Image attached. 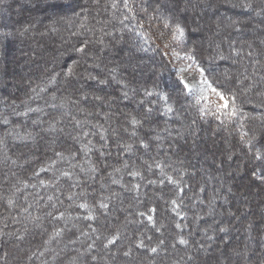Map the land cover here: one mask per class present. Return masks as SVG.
I'll list each match as a JSON object with an SVG mask.
<instances>
[{
  "label": "trees",
  "instance_id": "1",
  "mask_svg": "<svg viewBox=\"0 0 264 264\" xmlns=\"http://www.w3.org/2000/svg\"><path fill=\"white\" fill-rule=\"evenodd\" d=\"M96 1L95 5H97L96 8L98 7V10L94 9L95 5L93 3L82 8L81 0H35L34 4L28 0H21L20 2L11 0L10 3L5 4L3 0H0V29L3 33L7 31L13 36L11 40L3 42L6 52L3 58L11 60L13 57L12 53L18 45L17 39L20 36L24 50L27 51L25 55L27 58H25L29 59L31 57L24 70L21 68L20 71H16L12 67L7 68L6 65L1 67L0 82L6 75L12 77L17 76V74L22 78L26 77L28 81L26 85L20 87L8 84L0 86V92L7 98L8 105L13 104L9 105L7 110L4 111L5 114L11 117L9 118L10 134L13 133L12 131H16V133L24 131L23 133L26 136L31 134V130L37 125L34 121H39L38 124L41 125L44 134L50 125H54L56 129L54 138L59 139L67 133L75 134V139L73 138L68 142L46 146L45 144L48 143L50 138L43 137V133L39 132L43 141L40 148L22 150L14 144H9L7 150L4 147L0 148V158H3L4 153L10 158L11 154L10 160L15 163L20 162L21 156L33 157L28 164H23L19 173L10 177L11 179L0 180V239L3 238V244L0 245V257L4 258L6 256L9 264H28L29 262L31 264H39L44 261L40 260L41 250L44 248V243L47 241L48 236L58 227L59 220L52 217V212L51 215L48 213L45 217L41 216V220L36 219L37 221L30 223V228L33 226L38 228L36 230L30 229L24 238L22 237L21 242H17V245L13 246L11 244L12 241H9V239L16 232L11 231V227L16 225V223L11 222L12 217L10 214L14 212V216L18 214L23 216L24 209H27L28 214L25 215L30 216L31 211L37 212L41 206L47 207L49 205L54 210L55 207L53 208V206L59 204L61 210L68 212L72 210L75 212L77 209L76 204L72 201H66L70 194L67 188L70 180L58 182V180L51 177V174H48L49 176L43 174L41 179H39L40 174L36 175L33 171H37L40 167L46 166L50 161H53L57 157L55 155L58 152L57 148L61 147L59 152H62L64 157L68 156L73 159L71 170H73L75 179L78 178L80 180L82 174L78 169L80 165L82 166L84 152L82 153V150L79 152L78 147L84 141L91 142L88 144V148L92 147L90 151L93 153V160H95L97 165L96 171L92 172L93 175L99 174L100 181L110 174L112 176L115 174L122 176L121 181L119 180L113 187V193L108 203L112 202L115 204L116 199L122 196L120 189H118L120 186H123L127 193L137 192L139 188H145L149 185L153 187L149 197L143 196L139 203L134 200L124 206V209L130 215L128 221L131 224V232L128 233L129 236H125L123 241H115V247L120 254L130 250H133L135 254H129L127 258H120L122 262L128 260L129 264H209L208 262H203L198 256L193 260L192 257H189L192 255L190 251H187L186 258L184 253L179 251L180 249L178 248L198 247L197 254H199L200 252L198 251L202 249V246H206L209 241H215L213 237L210 238L209 236L211 229L208 230L204 227V223H212L211 227L216 231L220 228L225 229L223 232L217 231V233L225 234L228 231L226 227L228 226L227 223L230 224V218L223 219L222 217L214 222L201 218L202 214H205L210 209L205 204L209 193L207 194L203 190V186H206V177L201 180V176L194 171L193 158H199L206 164L213 160L212 155L203 154L200 157H194L185 151L189 144L186 141L187 138L182 137L184 141L181 143L178 137L184 136L182 133L186 131L192 132V135L212 132L215 127L217 128V135H222L227 131L231 132L234 135L231 140L234 143H238L241 133H236L235 128H238L236 118H224L222 119L224 121H222L209 113H207L208 115H199L197 111H193L194 105L187 95L179 94L178 92H173L171 98L167 101L160 99L156 95L159 88L155 87L159 81L158 73L162 69L164 70L161 86L166 91L170 85L175 84L176 78L171 73L170 64L163 60V56L160 54L161 50L157 47L154 39L136 20L135 13L140 12V9L136 5L133 7L131 3V10L125 9L122 0H117L118 7L115 9L111 7V0ZM227 1L232 3V5L226 8V12L220 11L217 13L230 17L228 28L221 26L222 30L219 28L221 36L218 38L205 36L207 30L213 25L204 26L198 33L190 32L189 30L192 29L195 22L191 17H188V10L184 11L183 7H179V3H174V0H164L163 5L159 6L155 13L158 18L165 16L169 23L179 22L185 27L186 37L192 44L201 66L210 70V82H214L216 86L223 84L229 94H235L240 111L245 114L243 116L245 124L243 130L248 134L251 132V135L256 137V141H254L256 148L264 151V103H262L264 101V35L260 36L259 40L252 39L254 33L264 34V30L258 33L254 29V24H250L264 18V0ZM199 3L208 8V6L212 7L215 0H200ZM246 4H250L252 7H244ZM17 6H19V9L16 8ZM48 21H51V23L48 24ZM40 26L47 27L45 38L37 35ZM234 32L235 35L237 34L236 36ZM54 38L59 42L60 40L62 41L58 44V47L54 46ZM103 39L108 44L104 56L106 58L109 57V63H103L102 58H100ZM195 39H200L199 44L196 43ZM202 39L210 40V45L206 44L205 46ZM40 40L39 46L38 42ZM45 40H47L46 43ZM85 41L87 42L86 45ZM43 44H46L49 50L51 49V54H53L52 51L54 49L57 50L56 56L49 57L44 55L43 49L45 45ZM109 44L111 45L110 47ZM85 46L88 50L86 56L74 51V48ZM109 48H114L115 50ZM142 50L147 51L150 58L145 65L139 66L138 72L135 73L131 69L132 63H129V59L124 61L122 53L125 52L133 60H136L139 55H142ZM73 56H76L75 61L70 60ZM221 56L224 59H220ZM77 61L79 63L76 65L75 71L80 75L73 77L71 83H69L64 76V72L67 71L68 66H72V63ZM120 62H124V64L121 66ZM93 64L99 67H94ZM113 70H117L115 75H112ZM89 73L95 76L96 79H89ZM100 80H105L106 83L111 81L113 85L118 84L113 95V98L116 99V105L110 104L109 100L107 101L110 105L108 111L111 110L107 115L100 109H96L102 99L97 100L93 97L94 92L100 91V93H104L102 87L106 86V83L101 85L99 83ZM80 82L84 83L82 86H85V88L93 86L92 94L89 92V95H85L82 92L80 94L78 90L76 91L75 85ZM94 84H98L96 86L98 91L95 90ZM249 88L251 91H248ZM146 91L153 92V95H145ZM124 93H127V98H125ZM16 94H19L17 101L13 99ZM36 96H39V99L34 101L33 99ZM81 97L84 103L81 101ZM135 100L138 103L137 106L139 105L141 108L136 107L133 109L132 105L136 102ZM122 103L125 107L121 106ZM166 106H171L173 111L168 112ZM32 108L39 109V111H30L27 121L17 116ZM123 108L127 109L119 111ZM149 108L152 109V112L146 118L145 113ZM259 109L262 110L259 111ZM41 111L42 113H40ZM87 114L90 115L91 123L89 121L84 122L83 118H81L82 115L84 118H88ZM61 116L64 117L61 118ZM132 118L139 120L140 125H132ZM1 119L4 122L6 121L4 120L6 117ZM229 120L230 122H227ZM81 123L92 129L87 136L88 140H86L83 131L80 130ZM3 125L7 126L8 122L6 121ZM261 126L262 128L260 129ZM108 131L112 132L114 137L115 154L123 150L126 145H132V148L135 149L134 152L127 153L132 160L130 165H128V161H121L117 165L109 164L105 166L106 163L98 161L100 158L98 149L100 144L105 143ZM133 132H135V135L131 134ZM49 134L51 133L45 135ZM101 136H103V139H101ZM172 137L176 138L177 141H174ZM218 138L220 139L219 136ZM141 140L149 145L147 149L140 147ZM23 143L26 144L28 142L26 140ZM169 143L173 144L172 148ZM246 144L247 142L238 143V155L243 157L247 171H253V165L264 167V159L257 160L255 154L248 153ZM3 149L7 152L3 153ZM139 149L148 150V156L140 158L138 155ZM90 151H86L87 154ZM72 153H75L74 157ZM123 162L124 165L122 164ZM157 164L159 167L156 166ZM73 165L75 167H72ZM125 165L127 167H124ZM226 169L228 170L225 176V182L227 183V177L230 176L227 173H230L231 169L227 166ZM133 171H138L140 176L133 177L130 175ZM253 172H256L257 178L255 179L253 175L250 176L251 183H259L258 179L262 173L256 170ZM3 174V170H0V176ZM137 178L139 181H135ZM169 178H171V181ZM39 180H46L45 182L48 185L43 186L42 191L39 189L38 195L30 200L32 202L31 207H23L21 203L23 198L18 197L17 201L19 204H17L16 210H11L7 203L5 190L10 191L13 189L18 191L26 189L27 185H31L29 194L34 191L32 193L34 195L35 187H38ZM134 181L137 185L132 188L131 185L135 183ZM149 181H155V183L150 184ZM214 185L215 187L219 186L217 182ZM85 187L87 186L85 185ZM219 192L220 189L214 193L211 191V195H217ZM229 195L227 194V196ZM237 195L235 192L229 198L235 199ZM80 196L84 198L83 201H86L89 207L97 209L101 203L106 201L105 196L101 197L100 192H88L85 188L80 193ZM195 196L198 199L201 197L200 201L192 200L195 199ZM49 197H52V199L49 200ZM202 200L203 205L201 204ZM257 204L258 202L253 204V207L257 208ZM96 212L98 217L93 223L99 229L101 241L104 242L107 238H111L113 235L118 236L121 233L123 219L117 217L107 224L104 221L105 219H103L105 216L101 213L99 214L98 211ZM147 212L152 214L151 224H149L150 220L146 216ZM137 221L138 223H136ZM137 224L145 227L142 226L143 230L140 232V236L136 238L133 233L138 229L136 228ZM152 225L156 226V228L159 225L160 230L161 228L166 230L163 239L165 242L162 243L163 248L167 250L166 253L159 252L161 245L158 244L159 241L157 239L161 234H155L153 231L154 226ZM237 229L228 233L234 236L240 228ZM241 231L243 230L241 229ZM246 233H248L249 241H252L248 247L254 256L250 263L264 264V213L261 214V211L257 212L256 219L252 221V226L248 227ZM194 234L201 235L204 240H201L200 237H194ZM244 234L245 232H242L241 236ZM15 235H18V233H15ZM71 238L72 235L66 233L64 235L65 241H63L62 245L68 247L67 244L70 242L68 240ZM136 239H141L140 243ZM180 239L186 240L187 244H180ZM141 243L143 246L138 247ZM171 244H174L175 250ZM214 245L217 246V242ZM151 248H157V252H151ZM53 250L55 249L53 248ZM50 255L51 251L47 255H43L42 258H49ZM76 257L78 256H75V254L73 256L72 250L67 249L55 264H62L70 259L72 261ZM93 264L100 263L96 262Z\"/></svg>",
  "mask_w": 264,
  "mask_h": 264
},
{
  "label": "rangeland",
  "instance_id": "2",
  "mask_svg": "<svg viewBox=\"0 0 264 264\" xmlns=\"http://www.w3.org/2000/svg\"><path fill=\"white\" fill-rule=\"evenodd\" d=\"M11 0H3V2L6 4L10 3ZM19 2L21 0H18ZM30 1V3H35V0H28ZM164 0H130L131 5H136L138 7V9H140V12H136V20L139 21V23L143 26L144 29L147 30V32L150 34V36L154 39V41L156 42L157 47L161 50V55L163 56V60L167 61V63L170 64V70L172 75H174V77L177 79L178 76L183 77L187 83L190 85L191 89H192V94L191 95H187V97L190 99V101L192 102V104L194 105V110L193 111H197V113H199V115L201 114L203 115H208L207 113H209L210 115H213L214 117H217V115H219V119L218 120H222L224 118L226 119H232V118H236L237 121V127L236 129V133L240 134L239 135V142H245L248 140L249 137H252L251 132L250 134H248L247 132H245L243 130L244 128V120H243V116L245 114H243L242 111H240V113L236 116V117H227L226 115L223 114H214L215 113V105H217L218 103H220V101L218 100V98L213 95L211 92H204L203 89V85L201 83L202 77L199 76V74L195 71V65H193V67L188 68V65L191 63L188 60L183 59V57L185 56L186 51H191L194 52L195 51L193 49L192 44L189 42V40L186 37V33H185V38H184V43L180 44L178 42H175L171 39V28L165 29L164 27V20L166 19L165 16H163V18H158V16L155 13V10L157 9V5L161 6L163 5ZM200 0H191V2H189V0H179V7H183V10H188L189 12V16L191 17V19L195 22V24L192 26V29H190L189 31L191 32H199L201 31V29L206 26V25H213L212 27H210L207 32L205 33V36L208 37H213V38H218L219 36H221L220 31L221 26L224 28H228V21L230 17H226L223 15H220L217 12L220 11H225L226 12V8L230 7L232 5V3L228 2L227 0H215V3L212 5V7L208 6L205 7L202 4L199 3ZM81 3L83 4V8L89 4H94L97 3L96 0H81ZM44 5V4H42ZM183 5V6H182ZM97 5L94 6V9L98 10V7L96 8ZM216 6V7H215ZM16 8L19 9V6H17ZM67 8V7H66ZM21 9V8H20ZM254 12V11H252ZM139 14V15H138ZM135 18V17H133ZM138 18V19H137ZM246 18V17H244ZM247 19V18H246ZM98 20V19H97ZM48 24L51 23V21L47 22ZM227 23V24H226ZM171 24V23H170ZM251 25L254 24V29H256L258 31V33L261 30H264V18L262 20L256 21L255 23H250ZM224 25V26H223ZM47 27H42L40 26V28H38V34L40 37L45 38V30ZM219 28L221 30H219ZM254 32V31H253ZM0 33H2L0 35V76L2 74V69L1 67H3V65H6L7 68H13L16 71H20L21 68H23L22 70L25 69V67H27V63L29 61V59H31V57L29 59H26L27 56L26 53L27 51L24 50V45L23 42H21V36L20 38H18V45L16 47V50L13 51L12 55L13 57L11 58V60H7L6 58H3V56L6 55L5 52V45L3 44V42L5 43V40H11L12 39V34L9 32H4L0 29ZM203 35V34H202ZM235 35V32H234ZM237 35V34H236ZM235 35V36H236ZM264 34H255L253 35L252 39L253 40H259L260 36H262ZM42 38V39H43ZM135 38L137 39V37L135 36ZM197 38V36H196ZM47 40H45L46 43ZM196 43L199 44L200 39H195ZM203 43L208 44V46L210 45V40H206V39H202ZM201 41V43H202ZM53 42L55 43L54 46L58 47V44H60V42H62L60 40V42L54 38ZM41 40L38 42V45L40 46ZM110 43V42H109ZM111 44V43H110ZM109 44V47L111 46ZM118 44V41H117ZM43 49L44 55L47 56H51L54 57L56 56L57 50L54 49L53 54L50 53L51 49L49 50L48 47H46ZM107 47L108 44L107 42L103 39V43L101 46L102 52L100 53V58H102V62L103 63H109L110 59L109 57H105V53L107 51ZM40 48V47H39ZM109 49H113L114 48H109ZM108 49V50H109ZM131 49V48H130ZM134 50V49H133ZM26 51V52H25ZM60 51V50H59ZM143 51V50H142ZM99 52V51H97ZM175 53V55H174ZM123 57H124V61H127L129 59V63L131 64V69L133 71H135V73H137V69L139 66H143L145 65V63L147 62V60L150 58L149 54H147V51H143L142 55H139L138 58H136V60H133V58L130 57L129 54H126L125 52L122 53ZM197 60L198 57L195 54ZM26 57V58H25ZM71 61H75L76 60V56H73L70 58ZM236 61V60H235ZM121 63V62H120ZM73 64V63H72ZM124 64L121 63L120 65L122 66ZM94 65V64H93ZM231 71V70H230ZM114 72V73H113ZM112 72V75H115L117 73V70H114ZM120 72V71H119ZM118 75V74H117ZM116 75V76H117ZM158 77H159V73H158ZM167 79V78H165ZM28 83L27 78H22L20 77V75L17 74V76H5L3 77V79L0 82V86H3L5 84L8 85H12V86H16V87H20L22 85H26ZM84 83L80 82L78 84L75 85V90L79 91L80 94L81 92L84 93L85 95H89L88 93L92 92V87L89 88H85V86H82ZM98 85V84H97ZM94 84V88L96 91H98V89H96V86ZM116 85V87H114ZM113 85V83H111V81H109V83H106V86H103V92L104 93H100L99 92H94L93 93V97H101L102 100H100V102L98 103V105L96 106V109H100L102 112H105V115H107V113H109L110 111H108V109L110 108L109 103H113L114 105H116V99L113 98L114 96V91L117 88L118 84ZM84 87V88H83ZM107 87V88H105ZM83 90V91H82ZM248 91H251V89L249 88ZM96 93V94H95ZM106 93V94H105ZM249 93V92H248ZM92 94V93H91ZM251 94L253 95V93L251 92ZM104 95V96H102ZM207 95L208 99L202 100L200 99L201 96ZM39 96H36V98H34L33 100L36 101L38 100ZM13 99H16L15 101H17L19 99V94H16V97H14ZM109 100V103L107 102ZM81 101L83 102V98L81 97ZM136 101V100H135ZM84 103V102H83ZM137 101L135 103H133L132 107L134 108H141L139 107V105L137 106ZM9 105H13V104H9ZM8 105V101L7 98H5L4 94H2V92H0V148L4 147V149L8 148L9 144H14L18 147H20L22 150H26V149H33L35 150L36 148H40L41 147V143L42 138H41V134L42 132V127L39 123V121L35 122V127L33 128V130H31V136L32 138H28L29 135L26 136L25 133L23 132H17L16 131H12L13 133L10 134L9 132V117L10 115L5 114L4 111L7 110V108L9 107ZM192 105V106H193ZM100 106V107H98ZM123 107L124 104L122 103ZM127 106V105H126ZM33 109V108H32ZM35 109V108H34ZM43 109V108H42ZM112 109V108H111ZM127 109V108H126ZM125 108H123L122 110L119 111H124L126 110ZM262 109H259V111H261ZM99 111V110H98ZM33 112V111H32ZM42 113V111L40 112ZM81 115V113H79ZM2 115V116H1ZM8 115V116H7ZM4 120H6L8 122V125L5 126L3 125L5 122L1 119V118H5ZM18 117H21L23 120L27 121L28 116H30V111H26L23 112L22 115H17ZM86 116H88V118H84V116L82 115L79 116L81 118H83V121L87 122L89 121L91 123V118L90 115L87 114ZM16 117V116H15ZM64 116H61V118H63ZM90 118V119H89ZM217 119V118H216ZM224 121V120H222ZM82 122V121H81ZM88 122V123H89ZM227 122H230L227 121ZM234 125V124H232ZM80 130L83 131V134L86 138V140H88V135L89 133H91L90 131L92 130L91 128L86 127V125L83 123L80 124ZM108 128V127H107ZM112 128V125H111ZM262 128V126L260 127V129ZM49 129V128H48ZM217 128L214 127V131L212 132H207L204 133L202 132L201 134L199 133V135H192L190 133V131H186L184 134V136H180L178 137L179 142L183 143V138H187L186 141L189 142L188 146L186 147L185 151L190 153L191 155H193L194 157H200V155L203 154H207V155H212V161L208 162V163H204L202 160H200L199 158L195 159L193 158V162H194V171L195 173H197L199 176H201V180H204V177H206V186H203V190L208 194V198L205 202L206 205H208V207L210 208L208 211H206L205 214H202L201 218L202 219H206V221H216L219 218H230V224L227 223V232H233L235 230H238L237 228H240L239 231L236 232V234L231 235V233L228 234H224V233H217V231L219 230H215L214 228L211 227V224H206L204 223V227H206L208 230H210L209 236L210 238L213 237V239H215V241H209L206 246H202V249L198 252H200L199 254H197V248L198 247H194V248H178L180 249L179 251H181L182 253H184V255L187 258V251L192 252L189 257H192V259L194 260V258H196L197 256L200 257L202 259L203 262H208L209 264H251L250 261L253 260V254L250 251V248L248 247V245H250V243L252 241H249V236L248 233H246V230H248L249 226H252V221L256 219V215L258 211H261V214L264 213V167H260V165H253V171H260L262 173L261 177L258 179L259 183H251L250 180V176H254V178H257V174L254 175V172L252 170H250L249 172L247 171V167H246V163H244L245 161L243 160L242 156H239V149H238V143H234L231 139H233L234 135L231 132H224L222 135H217ZM47 130V129H46ZM56 130V129H55ZM55 130H49V131H45V134L47 133H51L49 135H45L44 133L42 134L43 137H49L50 139L48 140V143H46V146H54L58 143H63V142H68L70 140H72L75 136V134L72 133H67L63 136H61V138H54V134H55ZM107 130V129H106ZM216 130V131H215ZM226 131V129H225ZM41 132V134L39 133ZM80 132V131H79ZM109 132V131H108ZM85 133H87V135H85ZM216 133V134H214ZM242 133H247L246 136H244L242 138ZM132 134V133H131ZM237 134V135H238ZM255 134V133H254ZM253 134V135H254ZM9 136V137H8ZM218 136L220 137V139L218 138ZM225 136V138H224ZM183 137V138H182ZM193 137V138H192ZM107 139L105 140L104 144H100L99 146V153H100V158L98 161H100V163L105 164V166L109 165V164H120L121 161H128V165H130L132 163L131 158L129 157L130 155H128L124 149L121 151H118V153L115 154L114 152V148H115V141H114V137L112 136V132H109L107 134ZM174 139V141H177L176 138L172 137ZM44 139V138H43ZM23 140V141H22ZM28 143L24 144L23 142L26 141ZM88 142H81V144L79 145L78 149L79 152L82 150V153L84 152V159L82 162V166H79V171L82 174L81 175V179L79 180L77 177V179H75L74 174H73V170H71V163L73 161V159L69 158L68 156H66V159H61L60 157H55V159L53 161H56V163L54 165H51V161L49 162V164H47L46 166L40 167L39 170H35L33 171L34 174L38 175V173L40 174V178L42 177L43 174H51V177H53L54 179L58 180V182L63 180H70L69 182V186L67 187L70 194L74 193L75 195L73 196V198L67 199L66 201H72L76 204V211H72L70 210L69 212L66 210H61L60 204L59 205H54L53 208L55 207L54 210H52V208H50V206L48 205L46 206H41L40 208H38L37 212H32L30 216H26L25 214H28V211L24 212V215H17L14 216V212H12L10 215L12 217V221L13 223H16V225H13L11 227V231H16L15 233H18V235H12L11 239H9V241H12L11 244L17 245V242L20 243L22 240V237L24 238V236L30 231V229L32 230H36V228H38L37 226H33L32 228H30V223L35 221L36 219L41 220V216L45 217L48 213H53L52 217L54 219L59 220L58 221V227L56 228V230L52 231L51 234L48 236L47 241H45L44 243V248L41 250L40 253V260H44L42 262H40L39 264H55L56 261L61 258L63 256V252L66 251L67 249L72 250L73 251V256L75 254V256H78L76 258H74V260L72 261H65L67 263H62V264H93V263H100V264H129V261L126 260V262H122L120 260V258H127V256L124 255L125 251L122 254L119 253V251L116 249L115 245V241H123V239H125V236H129V232H131L130 228H131V224L129 223V219H130V215L129 213L124 209V206L127 203H131L132 201L135 200V202L140 201V199H142L143 196L149 197L152 193V188L150 185L146 186L145 188H139L137 190V192H125V188H123V186L118 187V189H120V194H122V196H120L119 198L116 199V203L113 204L112 202H109V198H111V194L113 193V187L116 185V183H113V181H121L122 176H119L118 174L115 175H108L105 176V179L100 181V176L98 175H93L92 171H90L91 168H97V165L95 163L94 157H93V153L90 151V153L87 154L86 151L83 150V146L87 145L88 146ZM169 146L172 148L173 144L169 143ZM246 147H248V153L250 152L251 154H255L256 155V146L255 148H252L248 143L246 144ZM3 149V153L7 152L6 150ZM61 149V147L59 148ZM59 149L57 148L58 152ZM89 149H92V147H89ZM119 149H121L119 147ZM93 151V150H92ZM135 149L132 148L131 152H134ZM101 153H103V155H101ZM138 155L140 158H144L148 156V150H143V149H139L138 151ZM242 155V154H241ZM98 156V157H99ZM7 155L4 153L3 158H0V167H2L3 170V175L0 176V180H7L10 177H12L15 174H18L19 171L21 170V166L24 164H28L33 157L31 156H21L20 157V162L19 163H15L13 160L11 161L10 158L12 157V155L10 154V158L7 157ZM225 157V158H224ZM238 158V159H237ZM11 161V162H10ZM244 163V164H242ZM124 165V162L122 163ZM4 165V167H3ZM6 165V167H5ZM51 165V166H50ZM226 166L231 169L230 176H228L227 178V183L225 182V176H226V172L228 171L226 169ZM70 167V168H69ZM122 167V165H121ZM125 167V166H124ZM41 169H45L44 171H41ZM81 169H84V171H81ZM62 171H68L70 173L73 174L72 179H67L64 177L60 176V173ZM36 172V173H35ZM91 172V173H89ZM42 173V174H41ZM120 173V172H119ZM256 173V172H255ZM49 176V175H48ZM124 177V176H123ZM213 178V179H212ZM11 179V178H10ZM47 179V178H45ZM212 179V180H210ZM72 180V181H71ZM137 179H135V181H137ZM200 180V181H201ZM41 181L39 180L38 182V187H35V193L34 195L32 194L34 191H31V185H27L26 189H20V190H16L13 191L12 190H5V194H7V203L9 200L12 201V204L9 205V208H11V210L15 211L17 204H19V202L17 201L18 197L19 198H23V201L21 202L24 206L27 207H31L32 202H30V200H32L34 197H36V195H38L39 193V189H42V185H41ZM46 181V180H45ZM134 181V182H135ZM139 181V180H138ZM208 181V182H207ZM210 181V182H209ZM212 181V183H211ZM79 182V183H77ZM133 182V183H134ZM218 183L220 188L215 187L214 183ZM225 182V184H224ZM76 185V186H72V185ZM153 184V183H152ZM157 184V182H156ZM48 185V184H47ZM85 185L87 187H85ZM137 185V183L135 182L134 184H132V188L135 187ZM212 185V186H211ZM34 186V184H33ZM40 187V188H39ZM33 188V187H32ZM84 188L86 189V191H90V192H97L101 194V197L105 196L106 198V203L104 202V204H107L108 207L107 208H101L100 205L97 208H92L89 207L87 205L86 201H83L84 198H82V196H80V193L82 192V190L84 191ZM220 192L216 195H211V191H213V193L216 190H219ZM236 192V194H238L235 199H230L229 196L234 194ZM198 193V192H197ZM227 194H230L229 196H227ZM211 195V196H210ZM29 197V198H28ZM201 198V197H200ZM200 198L198 199V197L192 200H198L200 201ZM27 199V200H26ZM28 201V202H27ZM257 204V208L253 207V204ZM80 204H86L87 207L86 208H80L79 205ZM201 204L203 205V200L201 201ZM59 208V209H58ZM176 208V207H175ZM123 209V210H122ZM99 212V214L101 213L103 216V219H105L104 221L109 224L111 223L112 219H116L117 217H120L121 219L124 220L123 224H122V228L120 230V234L117 235H113L111 238H107V240H105L104 242L101 241L100 239V233H99V229L96 228L95 224L93 223L94 220L98 217L97 216V212ZM98 214V215H99ZM93 216L94 219H85V217L87 216ZM146 216L152 217L151 212H147ZM232 219V220H231ZM36 220V221H37ZM229 220V219H228ZM222 221V220H221ZM151 224V220L149 221ZM219 222V221H218ZM34 223V222H33ZM36 223V222H35ZM138 223V221L136 222ZM9 224V223H8ZM34 225V224H32ZM84 225V226H83ZM138 226H136V228H138L135 233H133V235L137 238L138 236H140V232L143 230L141 224H137ZM154 226V225H152ZM248 226V227H247ZM145 227V226H143ZM159 225L156 228V226H154L153 231L155 234L160 235L158 236V244L161 245L160 248V253H166L167 250H165V248H163L162 243H160V241H163L164 239V233L166 232V230H164L163 228H161V230L159 229ZM241 229L243 231H241ZM23 231V233H22ZM245 232V234L243 236H241V233ZM66 233L71 234L72 238L69 239L68 241V247L63 246L62 243L64 240V235H66ZM163 233V234H162ZM200 234V233H199ZM199 234H194V237L197 238H201L202 236ZM212 235V236H211ZM163 237V238H162ZM239 237V238H238ZM109 240H114L113 244L108 243ZM201 240H204L203 238H201ZM136 241H138L140 243L141 239H136ZM137 242V244H139ZM165 242V240L163 241ZM217 242V246L214 245ZM3 244V238L0 239V245ZM91 245V247H89ZM172 248H174V244L172 245ZM174 246V247H173ZM53 248L55 250H53ZM199 249V248H198ZM175 250V248H174ZM51 251V255L49 258H42L43 255H47V253ZM131 251V252H130ZM130 254L134 255L135 252L133 250H130ZM104 259V260H102ZM151 259V258H150ZM101 260V262H99ZM120 261V262H119ZM192 261V260H191ZM31 264V262H29ZM28 263V264H29ZM0 264H9L8 262V258L5 256L4 258L0 257ZM195 264V263H193Z\"/></svg>",
  "mask_w": 264,
  "mask_h": 264
},
{
  "label": "snow or ice",
  "instance_id": "3",
  "mask_svg": "<svg viewBox=\"0 0 264 264\" xmlns=\"http://www.w3.org/2000/svg\"><path fill=\"white\" fill-rule=\"evenodd\" d=\"M178 2H179V0H174V3L178 4ZM122 3H123V7L125 9L131 10L130 0H122ZM81 7L83 8V6H81ZM111 7L113 9L118 7L117 0H111ZM244 7L251 8L252 5L246 4V5H244ZM157 8H159V5H157ZM164 27H165V29L171 28V39L173 41L178 42L180 44L184 43L185 32H186V29H185L184 26H182L179 22H175V23L170 24L169 21L167 19H165L164 20ZM84 43H85V45L87 44L86 41ZM101 43H102V41H101ZM74 51L86 56L88 50H87V47L85 46V47L74 48ZM174 55H175V53H174ZM183 59L188 60V61L191 62L188 65V68H191V67H193V65H195V71L199 74L200 77H202L201 83L204 86L202 90L204 92H211L220 101V103L215 105V113L214 114H223V115H226L229 118L236 117L240 113V106L237 104V100H236L235 94H229L227 88H225L223 84H220L219 86H216V84L214 82H210V80H209L210 70L208 68H205V67L201 66V62L199 60H197L194 52L186 51L185 56L183 57ZM220 59H224V57L221 56ZM78 63H79L78 61L74 62L73 65L72 66H68L67 67V71L64 72V76L67 78V81L69 83H71L73 77H78L80 75L79 73H77L75 71L76 65ZM93 66L94 67H99L98 65H93ZM163 72H164V70L162 69L161 72L159 73V81L155 85L156 88H159V91L156 92V95H158L160 97V99L165 100V101L169 100L171 98V94L173 92H178L179 94H183V95H191L192 94V89H191L190 85L181 76H178L177 79H176L175 84L174 85H170L168 90L166 91L161 86L162 82H163ZM88 78L91 79V80H95L96 79V77L92 76L91 73L88 74ZM99 83L101 85H103V84L106 83V81L105 80H100ZM145 95L151 96V95H153V92L146 91ZM124 96H125V98H127V93H124ZM95 99L100 100L101 97L97 96V97H95ZM200 99L206 101L208 99V97H207V95H204V96H201ZM262 103H264V101H262ZM166 110L168 112H172L173 108L171 106H166ZM29 111H39V109H29ZM151 112H152V109L149 108L147 110V112L145 113V117L147 118V116L150 115ZM217 119H219V115H217ZM5 123H6V121H5ZM34 123H35V121H34ZM77 123H79V122H77ZM131 124L134 125V126H138V125H140V121L135 119V118H132ZM49 130H55V126L54 125H50L49 129H47L45 131H49ZM85 135H87V133H85ZM132 135H135V132H133ZM246 135H247V133H242V138L244 136H246ZM28 138L29 139L32 138L31 134H29ZM74 139H75V137H74ZM101 139H103V136H101ZM254 141H256V137L252 136V137H249L246 142L252 148H255ZM0 142H2V141H0ZM89 143H91V142H89ZM140 147L144 148V149H147L149 147V145L147 143H145L143 140H141ZM83 150L84 151H90L91 149H89L87 145H84L83 146ZM124 150L126 152H131L132 151V145L124 146ZM55 155L57 157H60L61 159H66L62 152H56ZM101 155H103V153H101ZM72 156L74 157L75 153H72ZM255 158L257 160L264 159V151H261L260 149H256ZM55 163H56V161H51V165H54ZM156 166L159 167L158 164ZM72 167H75V165H73ZM125 167H127V165H125ZM149 167L151 168V166H149ZM44 170L45 169H41V171H44ZM81 171H84V169H81ZM90 171L95 172L96 169L93 167V168L90 169ZM130 175H132L133 177H136V176H140V173L138 171H133V172L130 173ZM254 175H255V173H254ZM60 176L64 177V178H67V179H72L73 174L68 172V171H62L60 173ZM169 179L171 181V178H169ZM77 183H79V182H77ZM113 183H117V181H113ZM149 183L152 184V183H155V181H149ZM41 185L42 186H47V182L41 181ZM72 186L74 187L76 185L74 184ZM74 195H75L74 193L69 194L68 199L71 200ZM48 199L51 200L52 197H49ZM8 203H9V205H11L12 201L9 200ZM79 207L80 208H86L87 205L86 204H80ZM100 207L101 208H107L108 205L104 204V203H101ZM24 211H27V209H24ZM49 215H51V213H49ZM141 215H143V213H141ZM85 219L91 220V219H94V217L89 215V216L85 217ZM149 220H151V217H149ZM177 227H179V225H177ZM220 231L223 232V231H225V229L221 228ZM108 243L112 244V243H114V240H109ZM160 243H163V241H160ZM179 243L180 244H187V241L184 240V239H180ZM142 246H143L142 243L140 245H138V247H142ZM89 247H91V245ZM150 251L155 253V252H157V248H151ZM129 254H130L129 252H125L124 253L125 256H128Z\"/></svg>",
  "mask_w": 264,
  "mask_h": 264
}]
</instances>
